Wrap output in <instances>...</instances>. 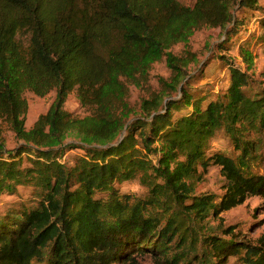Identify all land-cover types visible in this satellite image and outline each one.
I'll use <instances>...</instances> for the list:
<instances>
[{"label":"trees","instance_id":"1","mask_svg":"<svg viewBox=\"0 0 264 264\" xmlns=\"http://www.w3.org/2000/svg\"><path fill=\"white\" fill-rule=\"evenodd\" d=\"M231 1L195 0L188 6L179 0H0V118L28 142L40 145L70 130L108 138L116 124L100 116L80 118L63 112L67 94L77 87L84 102L101 106L108 95L120 92L122 78L140 73L200 23L223 26L229 20ZM239 3L254 8L257 0ZM114 34L120 36L119 46L107 55L98 52L95 42ZM176 60L172 57V63ZM230 68L226 111L234 120L252 115L264 125V99L247 98L241 89L247 84L245 74L234 65ZM26 90L40 97L56 92L54 103L40 119L49 127L47 132L24 129ZM191 97L187 96V103L194 105L199 116L187 118L184 124L192 128L195 139L190 138L189 129L177 132L175 128L168 140L173 149H189L198 134H209L220 122L221 104L212 103L202 112ZM160 129L156 128V134ZM111 152L117 155V147L104 151L101 163L86 162L75 175L57 162H40L36 171L40 176L34 178L46 192L38 206L0 220V264H118L148 251L169 258L170 243L177 235L174 225H162L156 216L145 214L144 201L130 203L128 196L114 190L112 183L123 171L124 158L107 162ZM203 157L195 146L187 152L184 170L169 172V183L179 196L190 191L184 175L195 164H209ZM247 157L212 156L211 162L221 166L225 178V192L213 205L217 212L250 196L264 197V174L250 171ZM9 166L0 162L4 175L25 181L21 172ZM97 191H108L109 197H93ZM210 198L201 197L193 208L205 210L212 204ZM259 243L209 239L216 264L240 253L245 264H264V236Z\"/></svg>","mask_w":264,"mask_h":264},{"label":"rangeland","instance_id":"2","mask_svg":"<svg viewBox=\"0 0 264 264\" xmlns=\"http://www.w3.org/2000/svg\"><path fill=\"white\" fill-rule=\"evenodd\" d=\"M239 1L230 2L229 20L223 26L200 23L140 73L122 78L120 92L108 95L101 106L84 102L77 87L67 94L63 112L80 118L100 116L116 124L108 138L70 130L40 145L28 142L0 118V162L10 164L9 170L21 172V178L26 177L25 181H13L0 170V220L38 206L46 192L34 178L40 176L36 172L40 162H57L75 175L86 162L101 163L104 151L117 147V155L111 152L106 157L107 162L124 158L123 171L112 183L114 190L128 196L130 203L144 201L147 216L154 215L162 225L172 224L177 231L170 243L173 249L169 258L148 251L118 264H216L209 244L214 237L260 245L259 239L264 236L263 196H250L225 211L213 208L225 192L221 166L211 162L214 154L234 159L248 156L250 171L264 174V125L252 115L234 120L225 109L231 65L247 78L241 88L245 96L253 101L264 99V0H257L254 8L240 6ZM179 2L192 6L195 0ZM119 44L120 36L114 34L108 40L96 41L95 47L107 55ZM172 57L177 59L175 63ZM187 96L199 102L202 112L212 103L221 104L220 122L209 134H198L189 149H173L168 140L175 128L177 132L189 129L190 138L195 139L192 128L184 122L199 114H195L193 104L187 103ZM24 97L28 105L24 129L47 132L49 127L40 119L54 103L55 90L43 97L26 90ZM157 127L161 129L156 134ZM195 146L209 164H195V169L184 175L190 191L179 196L169 183V172L184 170L187 152ZM76 185L73 179L70 186L74 189ZM205 196L211 197L212 204L205 210L194 209V203ZM93 197L106 200L109 192L97 191ZM242 255H229L222 264H245Z\"/></svg>","mask_w":264,"mask_h":264}]
</instances>
